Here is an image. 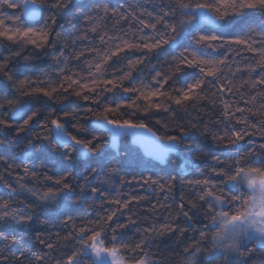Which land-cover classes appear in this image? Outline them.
Listing matches in <instances>:
<instances>
[{"label": "snow or ice", "instance_id": "6c2138e0", "mask_svg": "<svg viewBox=\"0 0 264 264\" xmlns=\"http://www.w3.org/2000/svg\"><path fill=\"white\" fill-rule=\"evenodd\" d=\"M13 145L0 264H264V0H0Z\"/></svg>", "mask_w": 264, "mask_h": 264}, {"label": "trees", "instance_id": "16d2710c", "mask_svg": "<svg viewBox=\"0 0 264 264\" xmlns=\"http://www.w3.org/2000/svg\"><path fill=\"white\" fill-rule=\"evenodd\" d=\"M42 23V22H41ZM63 23V21H61ZM43 63V61L41 62ZM158 127V126H156ZM161 132L163 131L162 129L160 130ZM119 145L121 148L125 149L128 151L130 157L132 158H142L144 161H150L151 165L155 166V170L159 171L160 169H164L167 172H172L178 168L179 165L183 164V159L182 158H174V159H167L165 165H160L150 159H148L142 151L134 147L128 137H122L120 139ZM0 152H6L9 155H13V159L15 163H19V158L21 155V147L13 145L11 147H0ZM11 179V178H8ZM9 194V189L0 186V195L7 196ZM11 197L15 200H24L25 199V194L17 190V192L11 193ZM84 208L87 209V205H84ZM87 211L92 212L93 215L95 213V210L93 209H87ZM83 214V213H82ZM183 245L178 244V242L173 243L172 241H168L166 245L163 246L162 251L166 255H171L174 260H178L179 257L176 256L177 251H182ZM155 251V249H154Z\"/></svg>", "mask_w": 264, "mask_h": 264}, {"label": "water", "instance_id": "95a60500", "mask_svg": "<svg viewBox=\"0 0 264 264\" xmlns=\"http://www.w3.org/2000/svg\"><path fill=\"white\" fill-rule=\"evenodd\" d=\"M121 138H122V137H121ZM121 138H120V139H121ZM128 138H129L131 144H132L134 147L139 148V149L142 151V153H143L148 159H150V160H152V161H154V162H156V163H158V164H160V165H165V164H166L167 158L164 159V160H162V161L155 160L153 157H151V156L147 153V151L145 150V148H144L142 145L137 144V143H134L132 136H128ZM119 142H120V141H119Z\"/></svg>", "mask_w": 264, "mask_h": 264}]
</instances>
